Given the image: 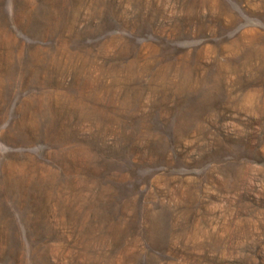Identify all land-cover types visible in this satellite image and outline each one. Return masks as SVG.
Returning <instances> with one entry per match:
<instances>
[{
    "label": "rangeland",
    "instance_id": "1",
    "mask_svg": "<svg viewBox=\"0 0 264 264\" xmlns=\"http://www.w3.org/2000/svg\"><path fill=\"white\" fill-rule=\"evenodd\" d=\"M0 264H264V0H0Z\"/></svg>",
    "mask_w": 264,
    "mask_h": 264
},
{
    "label": "bare ground",
    "instance_id": "2",
    "mask_svg": "<svg viewBox=\"0 0 264 264\" xmlns=\"http://www.w3.org/2000/svg\"><path fill=\"white\" fill-rule=\"evenodd\" d=\"M211 6V5H210ZM215 8V7H214ZM212 9V8H211ZM212 14V13H211ZM223 16V15H222Z\"/></svg>",
    "mask_w": 264,
    "mask_h": 264
}]
</instances>
